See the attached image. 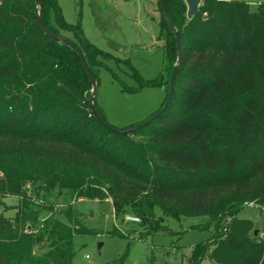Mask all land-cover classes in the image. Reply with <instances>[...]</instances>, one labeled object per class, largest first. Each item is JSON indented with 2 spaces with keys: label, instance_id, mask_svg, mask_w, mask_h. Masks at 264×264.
Listing matches in <instances>:
<instances>
[{
  "label": "trees",
  "instance_id": "trees-1",
  "mask_svg": "<svg viewBox=\"0 0 264 264\" xmlns=\"http://www.w3.org/2000/svg\"><path fill=\"white\" fill-rule=\"evenodd\" d=\"M158 7L163 71L145 81L128 61L139 85H120L126 93L165 88L160 112L178 31L174 93L149 125L119 135L94 116L81 57L43 31L36 0H0V199L19 201L15 217L0 213V264H73L76 240L100 235L71 207L80 200L110 201L116 220L134 225L108 233L124 239L164 231L166 218L205 216L215 233L192 248L188 264H264V239L237 217L248 205L264 210V3L252 11L243 1L202 0L188 19L184 0H167L175 30L161 0ZM40 10L52 32L80 49L98 85L108 53L80 21L65 22L56 0H41ZM56 197L69 207L67 223L41 219Z\"/></svg>",
  "mask_w": 264,
  "mask_h": 264
},
{
  "label": "rangeland",
  "instance_id": "rangeland-1",
  "mask_svg": "<svg viewBox=\"0 0 264 264\" xmlns=\"http://www.w3.org/2000/svg\"><path fill=\"white\" fill-rule=\"evenodd\" d=\"M56 1L65 22L76 25L80 21L85 37L108 53V57L102 59V66L107 69L100 71L96 102L110 127L119 131L127 130L157 113L167 97L165 88L145 87L136 93H126L120 84L123 82L128 87L139 85L126 64L128 61L145 81L157 80L163 71V44L157 40L159 0ZM234 1L248 3L252 11H257L258 6L264 3V0ZM18 203L17 198L0 199V213L7 218L15 217ZM51 204L52 211L44 212L41 219L54 216L67 223L63 214L69 207L63 198H53ZM71 207L82 214L86 228L100 234L98 237L76 240L77 253L73 264H112L125 254V264H188L192 248L209 240L215 233V224L210 223L207 217L194 216L166 218L163 222L164 231L148 236L145 240H141L138 234L132 239L110 237L108 233L116 225L125 232H130V227L134 226L123 225L121 218L116 220L110 201L80 200L72 202ZM237 217L252 223L251 236H256L258 232L257 235L262 238L264 210L248 205ZM99 244H103L100 251ZM202 264L210 263L205 260Z\"/></svg>",
  "mask_w": 264,
  "mask_h": 264
},
{
  "label": "water",
  "instance_id": "water-1",
  "mask_svg": "<svg viewBox=\"0 0 264 264\" xmlns=\"http://www.w3.org/2000/svg\"><path fill=\"white\" fill-rule=\"evenodd\" d=\"M187 7H188V12H187V18L188 19H192L198 12L201 1L202 0H184ZM36 5L38 6V22L41 26V28L43 29V31L48 34L55 42L57 43H61L63 45H66L68 47L73 48L74 50H76V52L80 55L82 62L84 63V66L86 68V71L91 79L92 85H93V90H92V94L91 97L88 101L89 106L91 108V111L93 112L94 116L97 118V120H99V122L105 127L107 128L109 131H111L112 133L115 134H119V135H128L130 133H133L147 125H149L155 118L159 117L163 112H165L170 104L171 98L173 96L174 93V85H175V80L176 77L178 75L179 69H180V64H181V60H182V51H181V34L180 32L176 31V46H177V53H178V57H177V63L175 65V67L172 70L171 73V77H170V91H169V96L168 99L164 105V107L162 108V110L160 112H158L154 117H152L149 121L134 126L130 129L124 130V131H119L116 130L110 126H108L99 116L98 112L95 109V104H94V100L95 97L98 93V85L96 82V79L94 78L92 72L90 71V68L88 66V64L86 63V59L84 58L82 52L80 51V49L74 45L71 42H68L65 38L58 36L57 34H55L54 32H52L44 23L42 16H41V10H40V6H41V0H36ZM161 9H162V13L163 16L165 17V19L168 21V23L171 25L172 29L175 30V26L172 23V20L169 16L168 13V8H167V0H161ZM257 235V232L255 233ZM103 244H99L98 245V250L100 251L102 248Z\"/></svg>",
  "mask_w": 264,
  "mask_h": 264
},
{
  "label": "built area",
  "instance_id": "built-area-1",
  "mask_svg": "<svg viewBox=\"0 0 264 264\" xmlns=\"http://www.w3.org/2000/svg\"><path fill=\"white\" fill-rule=\"evenodd\" d=\"M126 220L128 221V222H139V219H137V218H134V217H131V216H128L127 218H126ZM263 236H264V233L263 234H261V237L263 238ZM88 258V257H87Z\"/></svg>",
  "mask_w": 264,
  "mask_h": 264
},
{
  "label": "crops",
  "instance_id": "crops-1",
  "mask_svg": "<svg viewBox=\"0 0 264 264\" xmlns=\"http://www.w3.org/2000/svg\"><path fill=\"white\" fill-rule=\"evenodd\" d=\"M257 234H258V232H257Z\"/></svg>",
  "mask_w": 264,
  "mask_h": 264
}]
</instances>
